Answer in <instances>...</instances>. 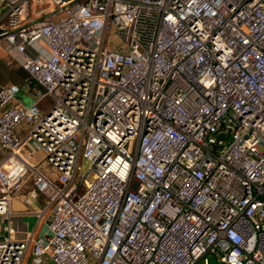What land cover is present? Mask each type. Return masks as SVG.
I'll use <instances>...</instances> for the list:
<instances>
[{"label":"built area","instance_id":"obj_1","mask_svg":"<svg viewBox=\"0 0 264 264\" xmlns=\"http://www.w3.org/2000/svg\"><path fill=\"white\" fill-rule=\"evenodd\" d=\"M0 5V264H264V0Z\"/></svg>","mask_w":264,"mask_h":264},{"label":"crops","instance_id":"obj_2","mask_svg":"<svg viewBox=\"0 0 264 264\" xmlns=\"http://www.w3.org/2000/svg\"><path fill=\"white\" fill-rule=\"evenodd\" d=\"M0 14L2 11V6L0 5ZM17 70H19L18 66ZM11 84V83H9ZM15 84V83H14ZM7 85V84H2ZM27 129L25 127H18L17 133L20 137L24 138L26 135ZM26 150L33 149L36 154L37 149H35V145L32 142H27L25 144ZM3 153V150L0 148V155ZM22 197L16 198L12 202V224L16 229V237L17 238H25L29 233L33 232L35 236L43 235L47 231V222L48 217H43L39 222L38 226L35 227L37 217L33 214L34 210H38L43 202V198L39 195H36L32 190H30L29 186H25L23 191L21 192ZM31 199V200H29ZM38 201V209H32L31 201ZM26 201L29 203L27 204ZM27 215H32L33 217H26Z\"/></svg>","mask_w":264,"mask_h":264},{"label":"rangeland","instance_id":"obj_3","mask_svg":"<svg viewBox=\"0 0 264 264\" xmlns=\"http://www.w3.org/2000/svg\"><path fill=\"white\" fill-rule=\"evenodd\" d=\"M39 5V2H37V6ZM46 6V5H43ZM1 9V7H0ZM26 77V74L23 70L19 68L17 70V67H7L4 64L0 65V84H9V83H15L20 87V92L16 95L15 99L12 102V104H15L17 102L23 104V105H30L32 101L35 99V93L34 91L26 84L24 81V78ZM47 102H50L47 100ZM11 104V103H10ZM27 129V128H25ZM33 150V149H32ZM4 156V151L1 153L0 158ZM44 158H46V152L43 149H37L36 154L34 157L30 158L33 163L38 164L41 162ZM84 169L87 167V163H84ZM31 200V199H29ZM28 204L29 202L26 201ZM31 207L32 209L37 208L38 209V201L34 200L31 201ZM26 217H33L32 215H27ZM209 264H217L215 261V258L212 255H208Z\"/></svg>","mask_w":264,"mask_h":264},{"label":"water","instance_id":"obj_4","mask_svg":"<svg viewBox=\"0 0 264 264\" xmlns=\"http://www.w3.org/2000/svg\"><path fill=\"white\" fill-rule=\"evenodd\" d=\"M219 138H220V139L224 138V135H223V134H220V135H219Z\"/></svg>","mask_w":264,"mask_h":264}]
</instances>
